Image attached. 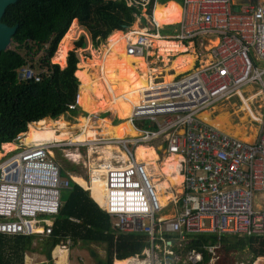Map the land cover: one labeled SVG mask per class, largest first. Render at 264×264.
I'll return each mask as SVG.
<instances>
[{"label": "built area", "instance_id": "built-area-1", "mask_svg": "<svg viewBox=\"0 0 264 264\" xmlns=\"http://www.w3.org/2000/svg\"><path fill=\"white\" fill-rule=\"evenodd\" d=\"M149 1L126 0L128 7L144 11L133 14L138 25L125 32L135 37L126 44L127 54L145 58L158 36L191 45L195 61L189 71L168 83L154 77L129 118L137 137L109 141L119 145L128 160L125 166L118 158L98 165L106 190L100 209L108 215L112 229L145 234L151 251L160 244L170 245L165 235L176 236L177 247L192 234L264 236V210L255 204L264 193V0H180L181 21L173 25V34L165 36L152 18L157 0H152L151 16ZM196 43L202 55L193 49ZM40 73L22 67L18 76L39 82ZM249 87L253 93L244 97ZM242 98L255 101L251 110L256 118L248 120L258 125L252 142L199 118L202 112L212 115L215 105L232 99L240 106ZM76 106L68 109L74 111ZM13 143L15 150L0 152V234L47 237L71 179L60 176L52 158L57 143L29 146L21 135ZM151 143L179 158L180 193L169 201L173 209L167 219L162 217L167 214H159L164 207L156 199L144 165L134 161L135 147ZM39 216L49 217L43 219L44 226ZM200 259L189 252L184 261L195 264Z\"/></svg>", "mask_w": 264, "mask_h": 264}, {"label": "trees", "instance_id": "trees-1", "mask_svg": "<svg viewBox=\"0 0 264 264\" xmlns=\"http://www.w3.org/2000/svg\"><path fill=\"white\" fill-rule=\"evenodd\" d=\"M163 3L154 6L152 17L163 11L180 10L173 0H165ZM152 5L153 1L150 0L148 15ZM139 13L136 8L128 7L126 0H17L9 6L1 18V23L9 27L16 25L17 29L11 37L10 44L13 48L0 52V145L11 143L16 136L24 133L27 145L38 144L39 142H34L37 139H48L52 143L70 140L74 143H94L97 137L101 136L109 137L108 142L137 137V132L128 123L126 116L130 106L124 99L131 103L136 100L129 96L111 100L99 93L86 70L92 67L88 65L84 69L80 62L78 64L73 52H69L66 57L68 44L73 39L65 46L64 68L51 64L50 60L73 20L89 34L94 47L106 40L99 46L103 51L114 36L125 35L134 22L133 14ZM141 22L144 24L145 19L141 18ZM178 22L177 17L165 25L161 30L162 35L173 34L175 27L171 25ZM83 41V36H80L75 42V47L80 48ZM184 45L186 46V43ZM40 51L43 53L35 62L33 58ZM117 55L122 56V51L117 50L115 56ZM107 59L108 55L103 53V60L107 62ZM81 62L87 65L84 64L85 59ZM33 63L36 65H32ZM22 67H29L35 72L44 70L40 71L42 73L39 82L18 79L17 73ZM128 69L127 65L124 66V59L117 56L112 66L113 74L134 91L140 90L139 76L133 75L132 69L131 72ZM81 97L83 112L87 116H77L76 125L68 124L61 117L77 115L80 112L78 106L74 111H70L68 107L78 104ZM246 107L247 111L243 113L245 122L256 118L249 112L250 106ZM101 113H109L121 122L111 125L110 119L99 118ZM209 114L202 112L199 118L207 124L221 123L229 118L227 113H221L209 120ZM95 123L101 128L100 134L92 126ZM219 128L245 142H252L255 138L253 131L246 135L237 127L230 131L222 124ZM71 130H76V135L71 137ZM60 176L68 178L63 169H60ZM37 237L39 236L0 234V264H23L27 252L44 255L47 264H52L50 252L66 241L71 243L72 247L77 246L79 242L86 243V248L91 244L102 246L103 259L90 250L95 264H112L114 260L139 257L149 246L145 234L121 233L112 229L108 215L98 207L87 191L72 181H69V189L61 194V204L58 214L51 222L50 234L38 240L40 251L37 246L31 247L32 240ZM164 239L171 244L166 247L171 248L177 256L180 255L183 261L189 252L199 254L201 259L195 264H210L213 257L220 252L227 254L245 249L251 254L250 262L259 257L264 258V236L192 234L186 236V241L180 249L175 247L176 236L165 235ZM209 248L212 250L209 251Z\"/></svg>", "mask_w": 264, "mask_h": 264}, {"label": "rangeland", "instance_id": "rangeland-1", "mask_svg": "<svg viewBox=\"0 0 264 264\" xmlns=\"http://www.w3.org/2000/svg\"><path fill=\"white\" fill-rule=\"evenodd\" d=\"M164 1L165 0H158V4L161 5ZM173 1H174V3L176 2L177 5L178 4L180 5V2H181L180 0H173ZM236 2L239 3L240 0H236ZM140 12H141V14H143L144 11L142 8L140 9ZM156 16H157V14H155L152 17L154 21H155ZM147 19H148V17H147ZM171 21L172 20L167 21V22H160L157 26L159 28H161V27L167 25V23L171 22ZM137 24H138L137 21L134 20V22L132 24V28L134 25L137 26ZM76 27H77V33L74 36L73 41H71L68 44V47L70 50L69 49H68L69 51L67 50L66 57H67L69 52H73L75 54L76 58L78 59V64L80 62V65L84 69H86L85 66H88L87 60H90L89 58L91 56L90 51H92V50L94 52L99 51L101 54V58L103 60V53H106V52L102 51V49H100L99 46L101 45V43H103L106 40L99 42L97 44V46L94 47L91 43L89 34L82 27L78 26L77 23H76ZM159 34L162 36L161 31H159ZM80 36H83V40H84L83 44H85V45H84V47L81 46L80 48H76L75 42L79 39ZM167 40H169V39H167ZM171 41H173V40H171ZM58 46H59V43L56 47V51L58 50L57 49ZM152 46H153V43H152ZM152 46L150 47L148 56H145V58H142L140 60L133 59V58H132V60H128V58L125 59L124 54L122 56L121 55H117V56H119L125 60L124 64L127 65V68L130 67V69H132V72L130 69H128V70H130V72L135 76H138V74L143 73V71L141 70L142 66H147L148 69L157 68V70L162 71L164 69L165 64L162 63L161 60L156 58V56H155L156 50L153 49ZM190 46H188V47L190 48ZM87 47L90 50H86ZM12 48H13V45H11V44L7 47V49H12ZM193 49L198 50L197 43L193 46ZM56 51H55V53H56ZM123 51H124V49H123ZM189 52L190 53L192 52V54H194L193 50H189ZM198 52L202 55L201 51L198 50ZM42 53L43 52L40 51L33 58V60L36 62V60L42 55ZM55 53H54L53 57L55 56ZM113 54H114V56H113L114 60L115 59L117 60V56H115V53H113ZM53 57H52V59H53ZM173 58L174 57H169L168 62L172 61ZM52 59L50 60L51 64H53ZM82 59H85L84 64H87V65L82 64V62H81ZM107 60H109V56H108ZM32 65H36V64L33 63ZM65 65H66V58H65V64L62 68H64ZM86 70L90 76V79H92L93 81H96V79L98 80V78L100 77L99 74L95 71V69H86ZM40 71L43 72L44 70L40 69L39 72ZM76 71H77V65H76L75 72ZM83 72L85 73V71H83ZM162 75H164V72L159 73V75L153 76V78L157 77L158 80H161ZM146 76H147V73H145V76L143 75V77L140 78V81L143 82V80L146 79ZM95 86H97V84ZM77 92H78V89H77ZM98 92H99V90H98ZM251 93H253V90H251L250 87L246 88L245 91L243 92V96L247 97ZM131 96L138 98L139 100L141 99L139 94L138 95H131ZM76 98H77V94H76ZM244 103L249 105L250 108L252 110H254L255 101L248 103V100H246L245 98H242V105L239 106L238 101L236 99H232L229 102H225L223 105H219V104L215 105V107L213 109V113H212V115H210L209 120H212L218 114L227 113L229 115V118L223 120L221 123H217L218 126L223 124L230 131L234 130L235 127H237V128H240V130L243 132V134H246V135H249V133L252 131L256 133L257 129H258V125L255 123H250L248 121L245 122L243 119L244 118L243 113H245L247 111V107H246V105H244ZM231 104H234V106H232ZM78 107H79L80 112L77 115L72 116V117L62 116L61 119L64 120L65 122H67L68 124L76 125L77 124V116H82V117L87 116V114L85 112H83L82 97L79 100ZM243 111H245V112H243ZM207 112H209V111H207ZM84 114H85V116H84ZM99 118L100 119L101 118L102 119L103 118L110 119L111 125H116V124L121 122V120L117 119L116 117H113V116L111 117V115L109 113H101L99 115ZM48 120H50V119H48ZM158 122L160 123V120H158ZM92 126H93V128H95L94 129L95 131H97L99 134L101 133V128H100L99 124L95 123ZM27 130H28V128H27ZM76 132H77L76 130H71V132H70L71 137L76 135ZM108 140H109V137L101 136V137H97L96 142H94L91 145L86 143V142L79 143V144H73V145L69 144L68 142H60L57 144L54 143L58 148H54L51 151V155H52L53 160L58 165V167L60 169H63V171L67 175V177L71 179L70 181H72L76 185H79L77 183V178H80V179H82V181L85 184L87 183L86 184L87 186L85 185L83 188L88 189L89 188L88 187V181L90 180L89 175H90L91 169L96 168V166L101 165L102 163L105 162V161L98 160V158H100L99 152H100L101 148H104L106 146V143L108 142ZM34 142H39L38 144H40V143H42V144L52 143L48 139H37V141L35 140ZM113 145H115V144H113ZM147 145L152 147L153 150L155 151V153L158 155L159 160H158L157 164L159 165L160 162L166 157V154L164 153V151L159 150V148H157L156 143L145 144V146H147ZM29 146H33V145H29ZM117 147L119 149H121L120 146L117 145ZM130 148L132 149V146H130ZM90 149H91V152H89ZM111 153H112V155L117 156V153L115 152V150L111 151ZM134 156H135V153H134ZM112 158L114 159L115 157L112 156ZM147 171H148V173H150V172L152 174L155 173V171L152 168L150 169V167L147 169ZM162 178L163 177H161L160 175L155 173L153 179L150 180V183L153 184L156 181H160ZM88 190H89V196H90V189H88ZM167 192H172L174 194V196H176V194L174 192V188H171L170 190L168 189L166 191V193ZM255 204L257 206H259L261 210H264V193H261L256 197ZM172 209H173V206L171 204L170 205L168 204L166 207H164L163 210L160 211L159 214H167L168 215L169 213L172 212ZM162 217H164V215ZM47 218H49V217H43V216L38 217V219H40V223H41L40 225L41 226H44L43 219H47ZM42 237L43 236L39 235V237L33 239L31 242V247L34 248L37 246L39 249L38 251H40L41 248H40V245H38V244H40L38 240H40ZM84 245H87V244L86 243L83 244L82 242H79L77 246L72 247L71 243H69L68 241L60 243L58 246H56L50 252L52 264H85V263L86 264H94L95 262L92 259V256L87 254L88 252L91 253L90 250H93L97 254V256L101 255L100 257H103L104 253H103V247L102 246H95L94 244H91V245H88V248H86V247H84ZM182 246L177 247V245H175V247L178 249L182 248ZM167 247H170V246H167ZM167 247L164 244L157 245V247L153 248V251H151V249H147L146 251H143L139 257H134V260L136 259L135 262L137 261L136 262L137 264L138 263H140V264H161V263H163V264H177V263L187 264L186 261L181 260L180 255L177 256L175 254V252L171 250V248H167ZM82 249L85 250L84 252L86 254L83 251H81ZM168 256L171 258L168 259L167 258ZM62 257H63V261L61 262ZM213 258L214 259L210 261V264H264V258L261 259V257H259L261 259L260 261H258V258H256L252 262H250L251 254L246 249L241 251V252H229L227 254L220 252L218 255H216ZM135 262L133 264H136ZM23 264H47V260L43 257V255H41L39 253L27 252L24 255Z\"/></svg>", "mask_w": 264, "mask_h": 264}, {"label": "bare ground", "instance_id": "bare-ground-1", "mask_svg": "<svg viewBox=\"0 0 264 264\" xmlns=\"http://www.w3.org/2000/svg\"><path fill=\"white\" fill-rule=\"evenodd\" d=\"M174 15H175L174 10L168 11V12L167 11L160 12L159 14H157L154 22L156 23V25H158L160 22L170 21ZM177 17H178V20L180 22L181 21V9L177 12ZM76 23L77 22L75 20L72 21L69 29L67 30V32L63 36L62 40L60 41L59 46L57 48L58 50L56 51L55 56L52 59V63L57 64L60 67H63L65 64V54H64L65 53V46L68 42H70L74 38V36L77 33ZM136 27L137 26L134 25L132 28V31L134 29H136ZM116 36H118V35H116ZM116 36H114L111 39V41L106 45L105 49L103 50L109 56V60L107 62H104L102 60L101 54L99 51L94 52L92 50V51H90V54H91V56L89 58L90 60H87V63L90 67H92V69H95V71L100 76V77L98 76L99 77L98 80L96 79V81H94L95 85L97 84V86H98V87L97 86L96 87L99 90V93L107 95V97L111 100L118 99L123 94H128V95H138L139 94L140 95V97H141L140 100L138 98L133 97L136 100L135 103H131L127 99H124L130 106V111L126 116L128 119V123H129L130 127L135 131V129L133 128V126L129 122V118L131 117L132 109L134 107H137L140 104V102L142 100L143 92L150 89V87L152 85V81L154 79L153 76L159 75V73L164 72V75H162L161 81L164 83H168V82L172 81V79H174L177 75H180L186 71H189L193 66L194 57H193L192 52L191 53L189 52V50H191L190 45H188V46H190V48H189L187 45L184 46L178 42L167 40V39H164L163 37L160 38L158 36H155L152 39L153 46H152V44H151V46L153 47V49L156 50V53H155L156 58H158L159 60H161L162 63L165 64L164 69H163L164 71L163 70L162 71L157 70V68L148 69L147 67L145 68V66H142L141 70L143 71V74H141V77H143V75L145 76L144 73H147V76H146V79L143 80V82L140 81V88L141 87L142 88L138 91H134L133 89H131L127 85H124L116 77V75H114L112 73L113 71H112L111 67H112V64L114 62V59H112L111 55L113 54V52H115L116 49H120V50L124 49V51H122V53L124 54L125 59L128 58V60H132V58H133V59L140 60L142 58L128 55L127 52L125 51L126 50V44L128 42L134 41L135 37H134L132 32L126 33L125 35H121L120 37H116ZM213 44H215V42ZM211 46H212V44H211ZM86 50H90V49H88V47H87ZM169 57H174V58L172 61L168 62ZM169 71L173 72L172 75H168ZM244 105H247V104L244 103ZM249 112L252 115H254L252 110ZM208 125L215 127L216 129L222 131L217 124H208ZM222 132H224V131H222ZM224 133H226V132H224ZM226 134H228V133H226ZM26 139H27L26 135H23V143L25 145H27ZM123 140H125V139H123ZM119 141H121V140H119ZM67 142L71 145L79 144V143H74L72 141H67ZM116 142H118V141H116ZM91 144H93V143H91ZM2 149L6 153H8L10 151H13L15 149V146L13 144H4L2 146ZM113 150H115V152L117 153V157H115V158H118L120 161H122L123 166H125L127 164V160H128L127 157L124 155V153L122 151H120V149L118 147L112 146L110 143H106V146L104 148H101V150L99 152L100 158H98V160L105 161V163H106L108 160H110L112 158V156H114L111 153V151H113ZM89 152H91V149L89 150ZM134 153H135V156H134L135 163L143 164L146 171L150 167V169L152 168L155 171V173H157L158 175L163 177L160 181H156L153 184L152 183L151 184L154 187L156 199H157L159 205L161 207H166L168 205L169 201H171L174 198V194L172 192L166 193V191L168 189L170 190L171 188H174V192L176 195L180 193V183L182 181V178H181L180 173L178 172L179 158L177 156H174V155H168V156L166 155V157L158 165L157 164V162L159 160L158 155L155 153L153 148L148 146V145L147 146L137 145L134 149ZM147 174L151 178L150 180H152L154 177V174H152L151 172L148 173V171H147ZM89 177H90V180L88 181V187H89L88 189H90V196L94 200V202L98 205V207L103 208L105 205V198H106L105 177H104L103 170L99 169L98 166H96V168L91 169ZM77 183L80 185V187L82 186L81 188L83 190L89 191L88 189L83 188L87 183L85 184L82 181V179L77 178ZM168 216L169 215L164 216L163 219H167ZM37 231H40V229H38ZM261 259L258 258V261H260ZM135 260H134V258H131V259H126V260H122V261H114L113 264H133L135 262ZM138 264H140V263H138Z\"/></svg>", "mask_w": 264, "mask_h": 264}, {"label": "water", "instance_id": "water-1", "mask_svg": "<svg viewBox=\"0 0 264 264\" xmlns=\"http://www.w3.org/2000/svg\"><path fill=\"white\" fill-rule=\"evenodd\" d=\"M17 0H0V52H3L7 49L8 45L11 42V37L15 34L17 26L14 25L9 27L4 23H1V18L5 13V10L16 3ZM85 44L82 45L84 47ZM48 120V119H44ZM35 124V123H33Z\"/></svg>", "mask_w": 264, "mask_h": 264}, {"label": "crops", "instance_id": "crops-1", "mask_svg": "<svg viewBox=\"0 0 264 264\" xmlns=\"http://www.w3.org/2000/svg\"><path fill=\"white\" fill-rule=\"evenodd\" d=\"M179 5V4H178ZM172 11V10H171ZM165 12V11H164ZM168 12V11H167ZM177 11H175V15L171 18V20H174L176 17H177ZM168 23H170V22H168ZM167 23V24H168ZM132 27V26H131ZM165 26H163V27H161L162 29L164 28ZM174 30V29H173ZM121 35H118V36H116V37H120ZM181 45H183V44H181ZM116 50H119V49H116ZM116 50H115V52H116ZM122 51H123V49H122ZM115 52H113V53H115ZM112 56V59H114V54H112L111 55ZM193 57H194V61H195V56L193 55ZM114 63V62H113ZM124 63H125V61H124ZM113 65V64H112ZM124 66L126 67V65L124 64ZM147 66H145V68H146ZM112 68V67H111ZM148 70V69H147ZM142 72V71H141ZM113 73V72H112ZM173 73V72H172ZM141 74H143V73H141ZM141 74H139L138 76H139V79L141 78ZM145 74V73H144ZM168 75H172V74H169L168 73ZM122 82V81H121ZM123 83V82H122ZM124 85H126L125 83H123ZM129 87V86H128ZM142 88V87H141ZM140 88V89H141ZM121 96H124V97H133V96H131V95H128V94H124V95H121ZM121 96H120V98H121ZM120 98H118V99H120ZM79 100H80V98H79ZM23 135H25V133L24 134H22V136ZM109 143V142H108ZM10 144V143H9ZM88 144H91V143H88ZM100 208V207H99ZM111 224V223H110ZM81 251H85L84 249H82ZM143 251H146V249H144ZM85 253V252H84ZM104 253V252H103ZM86 254V253H85ZM87 254H89L90 256H92V259L94 260V262H95V259H94V256L92 255V253H87ZM142 254V253H141ZM101 255H98V258H101V259H103L104 258V255H103V257H100ZM43 257L45 258V256L43 255ZM137 257V256H136ZM134 258V257H133ZM46 259V258H45ZM128 259H131V258H128ZM126 260V259H125ZM63 261V257H62V259H61V262ZM114 261H117V260H114ZM114 261H113V263H114ZM122 261V260H121ZM112 263V264H113ZM86 264V263H85ZM95 264V263H94Z\"/></svg>", "mask_w": 264, "mask_h": 264}, {"label": "clouds", "instance_id": "clouds-1", "mask_svg": "<svg viewBox=\"0 0 264 264\" xmlns=\"http://www.w3.org/2000/svg\"><path fill=\"white\" fill-rule=\"evenodd\" d=\"M157 4H158V2H157ZM164 4V3H163ZM156 5V4H155ZM152 7H153V5H152ZM153 9H154V7H153ZM152 10V9H151ZM148 16H151V13H150V15H148ZM173 26V25H172ZM162 36H165V35H162ZM176 42V41H175ZM10 45V44H9ZM8 45V46H9ZM184 45V44H183ZM185 46V45H184ZM19 71V70H18ZM17 77H18V79H20L19 78V76H18V73H17ZM79 108V107H78ZM19 135H21L22 136V134H19ZM22 138H23V136H22ZM14 140V139H13ZM13 140H12V142L10 143V144H13L14 146H16V144H14L13 143ZM4 144H9V143H4ZM4 144H1L0 145V152H3L4 150L2 149V146L4 145ZM75 184V183H74ZM79 186V185H78ZM88 193H89V191H87ZM171 245V244H170ZM170 245H167V246H170Z\"/></svg>", "mask_w": 264, "mask_h": 264}, {"label": "flooded vegetation", "instance_id": "flooded-vegetation-1", "mask_svg": "<svg viewBox=\"0 0 264 264\" xmlns=\"http://www.w3.org/2000/svg\"><path fill=\"white\" fill-rule=\"evenodd\" d=\"M83 45V44H82Z\"/></svg>", "mask_w": 264, "mask_h": 264}]
</instances>
